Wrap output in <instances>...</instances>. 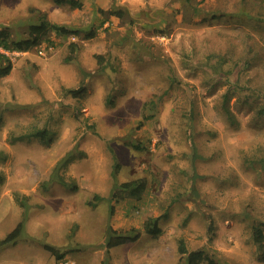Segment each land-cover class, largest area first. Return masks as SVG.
<instances>
[{
    "label": "rangeland",
    "instance_id": "rangeland-1",
    "mask_svg": "<svg viewBox=\"0 0 264 264\" xmlns=\"http://www.w3.org/2000/svg\"><path fill=\"white\" fill-rule=\"evenodd\" d=\"M77 2L0 0L12 39L43 18L81 29L0 48L13 65L0 77V238L27 212L0 264H184L181 239L221 264H264L252 234L264 224V0ZM42 128L49 142L24 136ZM137 178L140 198H110ZM113 230L138 236L107 248Z\"/></svg>",
    "mask_w": 264,
    "mask_h": 264
},
{
    "label": "trees",
    "instance_id": "trees-1",
    "mask_svg": "<svg viewBox=\"0 0 264 264\" xmlns=\"http://www.w3.org/2000/svg\"><path fill=\"white\" fill-rule=\"evenodd\" d=\"M58 4L69 3L73 6H79L77 0H54ZM50 31L59 32L62 34H78L81 32V29L68 28L64 25L50 22L46 18L41 19L38 23H33L29 26V32L27 37H21L18 39H12L10 37L11 33L7 27L0 28V48L5 50H28L39 43V41L46 36ZM95 33L91 30L85 32L84 37L90 38L93 37ZM71 46H75L74 43H71ZM74 50V49H73ZM72 52V51H71ZM70 59V58H69ZM12 60L4 51H0V77L7 75L12 69ZM73 94H80L79 90H70ZM228 115L232 118L230 112ZM28 137H35L43 142H49L50 136L49 131L46 128L37 129L28 133ZM23 135L16 137L17 139H23ZM1 154V151H0ZM118 164H115L117 167ZM116 172V169L113 173ZM54 180H57L62 185L75 190L77 189V184L74 181H65L62 177H59L56 173L51 177ZM3 175L0 173V183L3 181ZM51 180V179H50ZM146 188V180L144 178H137L129 181H123L114 186L110 198H121L125 196H131L134 198H140L142 192ZM100 200L102 197L99 195H94L93 200ZM95 201L89 200L88 204L94 206ZM26 207L25 201L21 203ZM27 219L26 209L23 211L21 219L15 224V226L7 232L2 238H0V249L9 245H13L17 239H19L24 234V225ZM158 218L149 219L145 223V232L150 236H156L160 233V227L157 222ZM134 234V235H133ZM122 233L117 230L110 231L108 238L106 240V247L111 248L122 243L130 242L134 240L138 234L137 233ZM253 241L256 243L260 258H264V224H256L253 227ZM46 248L51 250L56 258H61L63 253H55L51 245H45ZM178 250L181 254H185L184 264H221L217 260L206 255L205 251L201 248L198 249H187L184 241L181 239L179 242ZM182 259V257H181ZM176 264H180L177 262Z\"/></svg>",
    "mask_w": 264,
    "mask_h": 264
}]
</instances>
